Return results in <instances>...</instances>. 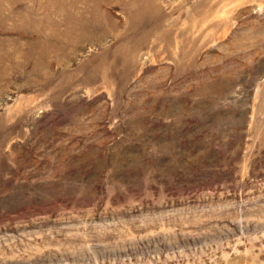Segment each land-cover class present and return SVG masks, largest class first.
Returning <instances> with one entry per match:
<instances>
[{
    "label": "rangeland",
    "instance_id": "rangeland-1",
    "mask_svg": "<svg viewBox=\"0 0 264 264\" xmlns=\"http://www.w3.org/2000/svg\"><path fill=\"white\" fill-rule=\"evenodd\" d=\"M0 264H264V0H0Z\"/></svg>",
    "mask_w": 264,
    "mask_h": 264
}]
</instances>
